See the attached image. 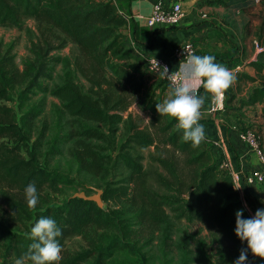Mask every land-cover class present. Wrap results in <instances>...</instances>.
Masks as SVG:
<instances>
[{"label": "trees", "instance_id": "obj_1", "mask_svg": "<svg viewBox=\"0 0 264 264\" xmlns=\"http://www.w3.org/2000/svg\"><path fill=\"white\" fill-rule=\"evenodd\" d=\"M26 18L35 21L38 35L30 40L21 68L15 63L14 41H0V264H16L27 252L30 227L40 216L52 217L62 230L59 264H148L152 256L157 264H208L202 252L194 261L188 246L193 234L173 238L166 209L176 218L202 223L220 251L214 263L232 264L246 247L233 231L235 210L243 208L242 215L249 216L232 175L216 161L206 138L193 146L184 140L176 118L157 111L156 103L168 95L160 83L169 84L158 75L152 77L145 53L123 32L127 20L115 3L0 0V26L24 29ZM67 42L77 48L73 62L52 53ZM259 57L249 65L263 81L264 49ZM56 64L61 65L60 82L49 86ZM77 73L88 82L87 90L76 81ZM145 75L158 86L146 84ZM37 93L59 100L52 104L44 155H60L62 146L69 144L66 171L41 166L36 143L28 147L34 120L44 107L42 98L32 101ZM246 103H260L264 117V82L250 91ZM131 104L147 115L143 126L128 112L124 116ZM121 122L124 133L117 139ZM72 169L96 180L101 207L73 194L54 204L42 193L59 185L94 189L70 177ZM30 182L38 190L35 207L25 200L24 188ZM110 202L114 206H104ZM144 226L149 234L142 232ZM153 232L156 252L146 256ZM72 236H80L84 245L70 252L64 242ZM23 264L31 261L24 257ZM248 264H264V257L249 252Z\"/></svg>", "mask_w": 264, "mask_h": 264}, {"label": "crops", "instance_id": "obj_2", "mask_svg": "<svg viewBox=\"0 0 264 264\" xmlns=\"http://www.w3.org/2000/svg\"><path fill=\"white\" fill-rule=\"evenodd\" d=\"M126 17L123 32L140 51L165 58L170 67L178 71L179 61L173 56L175 46L190 42L195 54H210L216 62L233 70L238 67L230 87L223 91L222 104L211 109L214 94L202 86L198 94L204 98L199 123L205 126V138L217 162L227 164L234 180V188L251 216L257 208L264 207V183H247L245 171L263 168L257 154L240 140L233 126L258 130L260 103L247 104L250 91L262 86L260 76L249 65L260 59L264 49V0H112ZM181 5L183 16L175 25L149 26L146 17L156 3L169 8L173 3ZM261 49V50H260ZM252 76L248 80L244 75ZM232 96H234L232 98ZM258 128V129H257ZM239 172V173H238ZM238 174L234 178L235 174ZM235 186H240L236 188Z\"/></svg>", "mask_w": 264, "mask_h": 264}, {"label": "clouds", "instance_id": "obj_3", "mask_svg": "<svg viewBox=\"0 0 264 264\" xmlns=\"http://www.w3.org/2000/svg\"><path fill=\"white\" fill-rule=\"evenodd\" d=\"M162 78H169L168 68L163 66ZM235 79V74L224 65L216 62L210 54H191L178 63V74L170 80V92L155 107L161 114L176 118L177 126L182 130L185 141L197 146L205 138V126L199 123L200 110L204 103L198 94L202 86L209 93L221 94L228 89ZM239 188L240 186H235ZM26 203L35 207L39 200L34 182L24 188ZM244 209L235 210L233 231L240 241L246 244L232 264H248V253L264 257V207L257 208L251 216H243ZM32 242L28 250L16 264H23L27 257L31 264H59L62 259V245L59 237L62 230L57 221L50 216H40L30 227Z\"/></svg>", "mask_w": 264, "mask_h": 264}, {"label": "rangeland", "instance_id": "obj_4", "mask_svg": "<svg viewBox=\"0 0 264 264\" xmlns=\"http://www.w3.org/2000/svg\"><path fill=\"white\" fill-rule=\"evenodd\" d=\"M24 29H16L14 27H6V26H0V41L2 42H9V41H14V48L13 52L15 55V63L19 68L22 67L21 61L29 56L28 52V46L29 42L31 39L35 40L36 36L38 35L37 28L35 26V21L31 18H26L24 19ZM264 44V43H263ZM54 54H59L61 56H67L70 58V60L73 62L74 57L77 56V48L76 46L71 43L67 42L62 48L55 49L52 51ZM60 76H61V65L56 64L55 69L53 72V76L51 80H48L47 83L49 86H52L54 84H57L60 82ZM156 79L159 77L153 76ZM143 80H146L148 85H155L157 84L156 80L155 84H153V79L145 75L143 77ZM76 81L78 84L83 88V90L88 89V82L85 81L78 73L76 74ZM161 82V81H159ZM162 86H164L167 90V93L170 92V88L167 87L166 84L160 83ZM159 84V85H160ZM234 96H232L233 98ZM39 98L43 99L44 102V107L42 113L35 118L34 120V128L32 131V135L29 140V146L30 147L34 142L37 145V150H39V161L41 166L45 168H51L54 166H58L61 170H67L66 166V159H68V147L69 144H64L62 146L63 151L62 154L60 155H55V156H49L46 157L44 155V150L46 148V142L47 139L50 136L51 129H52V123H53V113H52V104H58L59 100L48 94V93H37L32 96V101H36ZM7 105H10L11 102H4ZM16 107V106H15ZM131 114L132 119L139 122L142 126L147 123V115L144 113L140 112L135 104H131L128 108L127 111L124 112V116L126 113ZM125 119V117H123ZM124 122H121L118 125L117 131H116V138H120L123 133H124ZM97 126H100L96 124ZM259 131L262 130L264 133V120H259L258 123ZM261 132V131H260ZM151 148V147H150ZM149 148V149H150ZM148 149L145 148L142 150L143 154L146 155ZM110 152V151H106ZM73 171L69 173L70 177H74L77 181L83 182L87 186H91L94 188L93 190H87L83 186H74V187H67V186H62L59 185L56 190H50L48 188H45L42 193L48 194L51 203H58L62 199L74 194L75 192H81L84 191L86 194L91 195L96 193L95 189H101L97 185L96 180L89 176V175H81L80 173H76L74 169ZM104 206H114L113 203H104ZM4 209V205L2 204L0 200V217H2V210ZM169 216L171 217L172 221V236L174 239H178L181 235L183 234H193V237L189 239L188 246L192 251V256L194 258V261H197V254L198 252H202L207 260L208 264H215L218 259V255L220 254V251L218 247L216 246V243L212 241L211 236L209 234L208 229L200 222L194 220L191 222L186 221L184 218H176L171 211L166 209ZM13 228H16V224H12ZM21 228V227H20ZM142 232L145 234H149V228L144 226L142 228ZM154 233V238L152 241V244L148 247L146 256L153 254L156 252V236L157 232ZM147 236V235H146ZM84 245V241L80 236H72L69 237L65 240L64 242V248L70 252L79 250L82 246ZM220 248H226V246H221ZM146 249V248H145ZM174 260L177 259V254L173 252L172 254ZM154 259V256L150 257L148 264H157L156 261L151 262V260ZM215 262V263H214ZM174 264V263H171Z\"/></svg>", "mask_w": 264, "mask_h": 264}, {"label": "built area", "instance_id": "obj_5", "mask_svg": "<svg viewBox=\"0 0 264 264\" xmlns=\"http://www.w3.org/2000/svg\"><path fill=\"white\" fill-rule=\"evenodd\" d=\"M260 1V0H254ZM183 16V11L180 3L175 2L169 8L162 7L161 3H156L153 5L150 14L146 17V23L149 26H154L156 24H177ZM261 50V49H260ZM194 46L190 42H185L181 45L175 46L173 48L172 54L178 60H185L188 56L194 53ZM148 71L153 75L160 76V73L164 71L163 66L168 68L169 78H161L165 79L170 87V80L175 78L178 74V71L171 68L168 61L159 55H150L146 54ZM238 67L234 68L231 71L236 72ZM224 98V93L214 94L211 109L215 110L219 105L222 104ZM232 129L235 131L236 136L245 141L250 150L257 154V157L261 163H264V147L262 145V141L258 133H256L252 129H244L233 126ZM221 166L227 167L226 163L220 162ZM239 173V172H238ZM238 174L236 173L234 178H236ZM245 177L247 183H264V169L263 168H252L250 170L245 171ZM233 178V177H232ZM233 179V184H234Z\"/></svg>", "mask_w": 264, "mask_h": 264}, {"label": "water", "instance_id": "obj_6", "mask_svg": "<svg viewBox=\"0 0 264 264\" xmlns=\"http://www.w3.org/2000/svg\"><path fill=\"white\" fill-rule=\"evenodd\" d=\"M96 193L91 194V195H86V193L84 191L81 192H75L73 195L74 196H79L88 200H92L94 202H96V204L98 206H102L103 202L101 200V189H95Z\"/></svg>", "mask_w": 264, "mask_h": 264}]
</instances>
